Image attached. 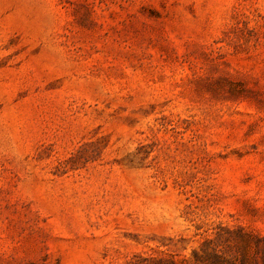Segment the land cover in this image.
Masks as SVG:
<instances>
[{
	"label": "rangeland",
	"instance_id": "1",
	"mask_svg": "<svg viewBox=\"0 0 264 264\" xmlns=\"http://www.w3.org/2000/svg\"><path fill=\"white\" fill-rule=\"evenodd\" d=\"M239 228L264 237V0H0V264Z\"/></svg>",
	"mask_w": 264,
	"mask_h": 264
},
{
	"label": "trees",
	"instance_id": "2",
	"mask_svg": "<svg viewBox=\"0 0 264 264\" xmlns=\"http://www.w3.org/2000/svg\"><path fill=\"white\" fill-rule=\"evenodd\" d=\"M232 237L229 235L226 241L220 242L222 235L216 239H205L201 251L193 250V259L170 257H151L146 258V263L135 262L131 264H256L255 258L250 253V246L254 244L257 251L259 241H264L254 231H245L239 228ZM220 242V243H219Z\"/></svg>",
	"mask_w": 264,
	"mask_h": 264
}]
</instances>
